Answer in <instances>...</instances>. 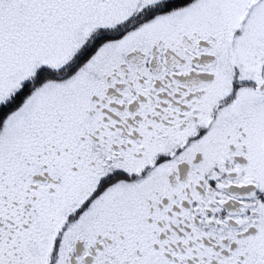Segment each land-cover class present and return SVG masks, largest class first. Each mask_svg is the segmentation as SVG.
Returning a JSON list of instances; mask_svg holds the SVG:
<instances>
[{"label": "snow or ice", "instance_id": "6c2138e0", "mask_svg": "<svg viewBox=\"0 0 264 264\" xmlns=\"http://www.w3.org/2000/svg\"><path fill=\"white\" fill-rule=\"evenodd\" d=\"M0 264H264V0H0Z\"/></svg>", "mask_w": 264, "mask_h": 264}]
</instances>
